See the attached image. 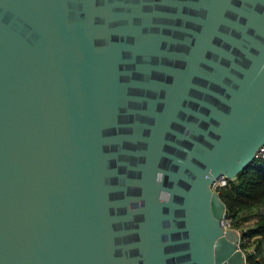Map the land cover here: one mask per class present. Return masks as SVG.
<instances>
[{
    "label": "water",
    "instance_id": "95a60500",
    "mask_svg": "<svg viewBox=\"0 0 264 264\" xmlns=\"http://www.w3.org/2000/svg\"><path fill=\"white\" fill-rule=\"evenodd\" d=\"M263 144L264 0H0V264H246Z\"/></svg>",
    "mask_w": 264,
    "mask_h": 264
},
{
    "label": "trees",
    "instance_id": "16d2710c",
    "mask_svg": "<svg viewBox=\"0 0 264 264\" xmlns=\"http://www.w3.org/2000/svg\"><path fill=\"white\" fill-rule=\"evenodd\" d=\"M219 195L230 210L233 228L243 229L240 246L246 264H264V159L252 160ZM252 220V225L243 226Z\"/></svg>",
    "mask_w": 264,
    "mask_h": 264
},
{
    "label": "built area",
    "instance_id": "2783aa9c",
    "mask_svg": "<svg viewBox=\"0 0 264 264\" xmlns=\"http://www.w3.org/2000/svg\"><path fill=\"white\" fill-rule=\"evenodd\" d=\"M255 159H259V160H262L264 159V144L262 146H260L256 152H255V156H254V160ZM231 179L226 177V176H222L220 179L218 180H215L212 184V189L216 192H219V190L223 187H225L228 182L230 181Z\"/></svg>",
    "mask_w": 264,
    "mask_h": 264
},
{
    "label": "rangeland",
    "instance_id": "374dc122",
    "mask_svg": "<svg viewBox=\"0 0 264 264\" xmlns=\"http://www.w3.org/2000/svg\"><path fill=\"white\" fill-rule=\"evenodd\" d=\"M241 220H242V219H238V221H239L240 223L243 222V221H241ZM254 221H255V220L245 222L243 226L245 227V226H247V225H252V224L254 223ZM229 227H233V226L231 225V226H229ZM238 229H240V228H238ZM241 229H242V228H241Z\"/></svg>",
    "mask_w": 264,
    "mask_h": 264
},
{
    "label": "crops",
    "instance_id": "0c3cea01",
    "mask_svg": "<svg viewBox=\"0 0 264 264\" xmlns=\"http://www.w3.org/2000/svg\"><path fill=\"white\" fill-rule=\"evenodd\" d=\"M245 254V253H244ZM246 256V255H245Z\"/></svg>",
    "mask_w": 264,
    "mask_h": 264
}]
</instances>
